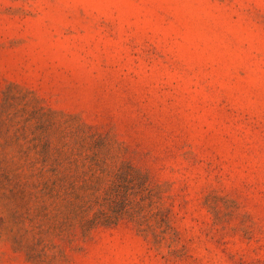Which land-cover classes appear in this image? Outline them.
Returning a JSON list of instances; mask_svg holds the SVG:
<instances>
[{"label":"rangeland","instance_id":"obj_1","mask_svg":"<svg viewBox=\"0 0 264 264\" xmlns=\"http://www.w3.org/2000/svg\"><path fill=\"white\" fill-rule=\"evenodd\" d=\"M0 264H264V0H0Z\"/></svg>","mask_w":264,"mask_h":264}]
</instances>
